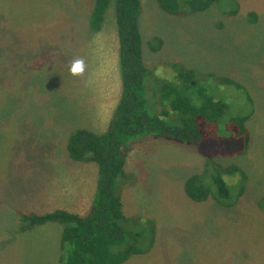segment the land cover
Instances as JSON below:
<instances>
[{"label":"rangeland","instance_id":"obj_1","mask_svg":"<svg viewBox=\"0 0 264 264\" xmlns=\"http://www.w3.org/2000/svg\"><path fill=\"white\" fill-rule=\"evenodd\" d=\"M6 1L13 8L2 5L1 13L9 10L16 23L15 43L7 39L0 43V264H59L62 225L49 222L45 225L50 232L44 225L21 232L18 215L56 207L55 201L44 207L25 204L22 198L37 194L41 185L66 189L78 185L74 174L57 172L68 170L60 156L66 150L72 119L65 117L63 123L53 107L64 103L62 89L70 82L61 69L67 68L72 51L74 56L81 51L80 42L70 41L71 29L60 18L63 8L76 7L79 1ZM238 3V12L232 15L222 13L215 4L177 15L158 0H141L146 82L156 94L165 82L180 87L182 66L198 72L195 86L199 88L208 85L205 74L209 72L239 81L252 95L255 110L246 122L247 141L213 145L203 141L196 146L145 135L152 139L134 142V153L128 152L126 162L143 160L148 175L142 185H135V175L128 169L125 179L118 177L117 191L126 215L141 219L131 224L129 233L141 231L139 244L147 243L152 218L156 235L146 254L131 255L123 264H264V207L259 202L264 197V0ZM249 12H255L254 21ZM113 13L114 8L107 18ZM74 80L87 88L89 73ZM218 90L227 97L234 94L223 85ZM46 106L53 107L46 111ZM167 116H172L166 118L169 122L179 121L171 112ZM80 120L74 125H83ZM239 148L243 152L234 154ZM206 161L229 186L232 206L218 203L213 196L195 201L186 194V179L201 173ZM229 165L243 170L246 182L240 171L223 169Z\"/></svg>","mask_w":264,"mask_h":264},{"label":"trees","instance_id":"obj_2","mask_svg":"<svg viewBox=\"0 0 264 264\" xmlns=\"http://www.w3.org/2000/svg\"><path fill=\"white\" fill-rule=\"evenodd\" d=\"M7 2L0 0V7L6 5L12 9ZM158 2L165 10L177 15L202 11L214 4L222 13L232 15L237 14L240 7L238 0ZM109 3L110 0L93 1L89 17V27L93 31L100 30ZM140 6L141 0H115L121 94L106 131L96 133L87 128H77L70 133L66 144L69 158L95 162L98 167L96 190L89 210L83 215L63 208L18 215L20 231L48 222L62 225L59 264H123L131 255L146 252L152 245L155 238L154 220H148L150 224L153 223L149 241L139 244L142 232L131 230L129 233V230L133 229L131 224L135 225L141 219L124 213L117 191L118 177L125 179L127 174L124 164L132 140L152 135L196 146L203 141L210 145L219 141H247L249 128L246 122L253 114L255 105L249 90L239 81L209 72L205 74L208 85L199 88L195 86L200 78L198 72L181 66L180 77L183 82L179 88L165 82L161 93L156 94L150 81L146 82L147 68L139 25ZM9 13L7 10L2 14L0 8V43L4 39L15 43L13 25L16 16ZM249 15L254 21L255 12H249ZM222 85L232 90V97L218 90ZM234 97L236 100H233ZM243 100L245 106L240 105ZM170 112L178 116V122L166 119ZM241 152L243 149L239 148L233 153ZM210 156L211 162L219 166ZM210 164L206 161L201 173L192 174L186 179V194L195 201L213 196L218 203L232 206L234 202L230 199L229 186L219 174L212 171ZM223 169L240 171L246 182L245 172L237 166L229 165ZM244 182L239 187V195L244 191ZM259 202L264 207V197Z\"/></svg>","mask_w":264,"mask_h":264},{"label":"crops","instance_id":"obj_3","mask_svg":"<svg viewBox=\"0 0 264 264\" xmlns=\"http://www.w3.org/2000/svg\"><path fill=\"white\" fill-rule=\"evenodd\" d=\"M78 1L79 3L77 4L81 6L78 5L76 7L63 8L66 16L63 14L60 21H63V23L69 27V30L71 29V36L69 35L70 41L80 42L81 51L83 50L84 52L80 51L81 54L78 53V55L75 54L74 56L72 51L68 61L65 59L68 64H66L67 68L63 66L61 69V72L66 71V77L70 80V82H67L65 89H62L64 92V103L55 107L46 106V111H49L53 107L54 111L60 112L61 121L63 123H65V117L72 119V121L68 123V125H71V131L67 133L66 144L70 133L77 128H87L96 133L106 131L121 94L119 41L116 28V17L113 13L112 16L107 18L108 12H110L113 8L115 11V0H110L104 15L102 26L98 31H93L89 27V17L94 0ZM85 49L88 50V52L85 51ZM75 58H83L86 67L83 73L73 75L68 71V68L70 62ZM46 60V63L50 61L48 58H46ZM36 62L38 63L37 60ZM86 72L89 73V86L84 88L77 85L78 81L75 82L74 79L81 78L82 80L83 77L86 76ZM69 74L71 75L69 76ZM63 76H65V73ZM69 83L74 84L70 85ZM79 118H81L79 122H82L83 125H74ZM150 138L152 139L151 136H147L146 138L143 137L142 139L136 138L132 140L130 142L129 155L134 153L131 147H133L135 141H144L145 139ZM136 155L137 156L135 157L139 158L138 153ZM60 158L68 163L69 166L67 165V169L69 171H63L62 168H59L57 172L59 175L74 174L76 176V180L78 181V185L74 189H66L65 187H62L63 185L56 186L55 188H53V185L46 184L45 186L43 185V187L41 185L37 194L34 193V196H24L22 198L26 202L25 204H34V206L37 207H44L51 206L53 201H55L56 207L43 209L40 210V212L33 210L27 212L44 213L52 211L56 208H63L83 215L89 210L96 190V181L98 177V167L96 163L73 160L69 158L66 150L61 153ZM143 163V160H140L138 163H132L131 161L126 162L125 160L124 170L125 172H129L130 170L132 174L135 175V185L138 183L142 185V180L146 175H148V171L145 169ZM126 165L128 168H126ZM46 172L48 173V171ZM52 174L54 175L55 173L52 172ZM141 187L143 188L144 186ZM91 189L92 191L89 192ZM89 196L90 200H87ZM37 199H39V201L36 203ZM122 204L124 211V202H122ZM84 208H87L85 212L82 211ZM16 212L18 214L20 211L17 210ZM43 225L47 227L46 232L51 231L47 225ZM146 252L136 253L133 255L141 257L139 255H144Z\"/></svg>","mask_w":264,"mask_h":264},{"label":"clouds","instance_id":"obj_4","mask_svg":"<svg viewBox=\"0 0 264 264\" xmlns=\"http://www.w3.org/2000/svg\"><path fill=\"white\" fill-rule=\"evenodd\" d=\"M85 67V61L83 60V58H75L70 62L68 71L71 74L76 75L83 73L85 71Z\"/></svg>","mask_w":264,"mask_h":264}]
</instances>
